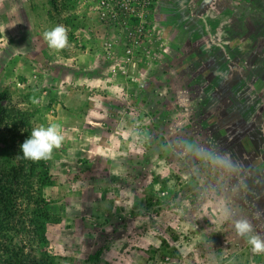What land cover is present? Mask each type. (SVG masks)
I'll return each mask as SVG.
<instances>
[{
	"label": "rangeland",
	"instance_id": "obj_1",
	"mask_svg": "<svg viewBox=\"0 0 264 264\" xmlns=\"http://www.w3.org/2000/svg\"><path fill=\"white\" fill-rule=\"evenodd\" d=\"M65 1L0 0L1 102L29 111L32 130L58 123L64 135L47 160L57 185L44 189L60 222L39 253L58 264L100 249L92 264H264L223 218L249 219L264 239V142L244 132L264 114V0H158L139 44L105 28L91 0ZM57 25L68 29L60 51L43 38ZM234 70L229 83L211 78ZM224 156L234 167L214 159ZM23 209L17 201L3 236Z\"/></svg>",
	"mask_w": 264,
	"mask_h": 264
},
{
	"label": "trees",
	"instance_id": "obj_2",
	"mask_svg": "<svg viewBox=\"0 0 264 264\" xmlns=\"http://www.w3.org/2000/svg\"><path fill=\"white\" fill-rule=\"evenodd\" d=\"M77 1L66 0V4L70 5L64 6L65 9H73ZM179 29L183 36L190 34V29L187 26L179 27ZM258 42V39L250 42L251 47L249 48H247L249 44H246L243 49L247 52L236 53V57L239 59L238 65L245 63L246 55L254 47L253 43L257 44ZM207 53L205 62L214 65L216 62L211 57L213 52L209 50ZM191 64L195 67L193 69L194 76L200 73V67H204L199 62V56L193 59ZM237 71L239 70L233 71L234 75H231L233 73L230 72L225 75L216 71L211 78L214 77L218 80L219 77H222V81L226 80L229 83L234 79L236 73L238 75ZM258 80L260 82L258 87H264V68L261 75L258 76ZM255 94L254 91L246 93L243 102L250 103ZM1 100L0 97V133L4 131L5 136L0 135V142H2V147H0V229L5 222L10 220L17 201L24 206V209L20 215L21 221L18 226H15V230L5 236L0 233V264H58L56 257L48 255L47 252L39 253L42 248L49 245L46 236L48 225L60 222L49 211L48 203L44 197V189L55 187L57 182L50 175L47 160L34 162L25 159L22 155L20 145L32 131L29 111L14 106L5 107ZM253 115L254 113L250 114L247 121L249 126L244 132L250 130L252 134L258 133L262 138V143L264 142V114L255 120ZM254 123L255 126H253ZM251 141L253 140L251 139ZM249 144L242 142L243 146ZM152 205L150 196L147 200L146 210H150ZM26 239H29V243L26 242ZM101 254H103L102 249L91 255L89 261L95 263L101 258Z\"/></svg>",
	"mask_w": 264,
	"mask_h": 264
},
{
	"label": "clouds",
	"instance_id": "obj_3",
	"mask_svg": "<svg viewBox=\"0 0 264 264\" xmlns=\"http://www.w3.org/2000/svg\"><path fill=\"white\" fill-rule=\"evenodd\" d=\"M43 38L50 49L60 51L69 46L68 29L64 25H57L54 28L43 33ZM64 141L61 125L50 123L47 126L40 125L34 128L30 136L20 145L22 155L25 159L38 162L52 158L54 149H59ZM201 155H209L207 152L200 150ZM219 163L227 167H234L227 156L214 157ZM261 214L257 213L256 218ZM233 214L227 209L224 211V220L231 221L236 235L245 238L251 246L254 254L264 253V239L254 233V227L247 218L233 219Z\"/></svg>",
	"mask_w": 264,
	"mask_h": 264
},
{
	"label": "built area",
	"instance_id": "obj_4",
	"mask_svg": "<svg viewBox=\"0 0 264 264\" xmlns=\"http://www.w3.org/2000/svg\"><path fill=\"white\" fill-rule=\"evenodd\" d=\"M91 3L95 5L94 11L105 28L117 31L115 35L121 31L120 28H125L127 41L139 44L147 38L143 26L144 14L149 12L148 15H151L158 0H91Z\"/></svg>",
	"mask_w": 264,
	"mask_h": 264
},
{
	"label": "crops",
	"instance_id": "obj_5",
	"mask_svg": "<svg viewBox=\"0 0 264 264\" xmlns=\"http://www.w3.org/2000/svg\"><path fill=\"white\" fill-rule=\"evenodd\" d=\"M89 257H90V256H89ZM88 263H91V264H92V262L89 261V258H88ZM88 263H86V264H88Z\"/></svg>",
	"mask_w": 264,
	"mask_h": 264
}]
</instances>
